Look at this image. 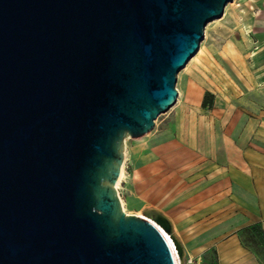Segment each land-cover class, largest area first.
<instances>
[{
    "label": "water",
    "instance_id": "water-1",
    "mask_svg": "<svg viewBox=\"0 0 264 264\" xmlns=\"http://www.w3.org/2000/svg\"><path fill=\"white\" fill-rule=\"evenodd\" d=\"M232 1L0 0V264H176L124 208L126 140L177 103Z\"/></svg>",
    "mask_w": 264,
    "mask_h": 264
},
{
    "label": "crops",
    "instance_id": "crops-1",
    "mask_svg": "<svg viewBox=\"0 0 264 264\" xmlns=\"http://www.w3.org/2000/svg\"><path fill=\"white\" fill-rule=\"evenodd\" d=\"M255 6L241 37L221 40L180 75L177 105L150 143L126 149L143 206L183 176L180 201L158 208L190 264H264V0Z\"/></svg>",
    "mask_w": 264,
    "mask_h": 264
},
{
    "label": "rangeland",
    "instance_id": "rangeland-1",
    "mask_svg": "<svg viewBox=\"0 0 264 264\" xmlns=\"http://www.w3.org/2000/svg\"><path fill=\"white\" fill-rule=\"evenodd\" d=\"M255 2L256 0H234L226 6L222 18L216 19L207 25L205 29V38L201 42L198 52L189 61L186 67L183 68L178 74L177 88H178L180 75L188 71L193 65L197 64L198 61H201L202 57L205 56L208 50L216 51L218 49V45H217L218 42L225 39L231 40L241 37V34H239L241 33L239 26H242V24L248 25L251 22L253 9L254 7H256ZM176 105L177 103L175 104V106H173V108L176 107ZM166 115H167L166 113L160 115L156 119V124L154 129L145 136L140 138H128L126 140V149L128 148L129 151H131L134 148L135 151H141L143 147L148 145L151 139L156 135L157 125H159L161 119ZM213 138L214 141L218 142L219 139L218 135H215ZM202 145L204 146V148L206 147L205 142ZM128 156H129V152H128ZM128 156L126 153L122 175L118 182V188L124 202V208L128 213L138 214V215L145 214L147 216H151L152 218V216L153 217L155 216V211L156 212L160 211L158 208L160 205L167 203H169L170 205L180 201L179 199L181 198L182 193L181 190L178 188H180L181 184L183 183V176L178 175L176 177L177 183L173 184L174 185L172 187L173 190L170 191V193L155 192L154 193L155 196L148 201V204L150 203L152 205L143 206L144 205L143 200L133 195V191H132L133 186L131 180L132 172L128 168L130 162V158ZM161 195H167L168 198H164V197L160 198ZM170 197H174V198H170ZM178 238L180 239L183 245V241L181 240V238L179 236ZM178 257H180V255H178ZM179 262L180 264H190L189 258L186 256V254L184 256V259L182 258V261L179 260Z\"/></svg>",
    "mask_w": 264,
    "mask_h": 264
},
{
    "label": "bare ground",
    "instance_id": "bare-ground-1",
    "mask_svg": "<svg viewBox=\"0 0 264 264\" xmlns=\"http://www.w3.org/2000/svg\"><path fill=\"white\" fill-rule=\"evenodd\" d=\"M142 217H145L146 219L150 220L163 234V236L166 238V240L168 241L172 252L174 254V258L176 261V264H180L179 260L182 261V257H178L179 253H178V247L175 243V240L173 239L172 235L170 233H168L155 219L151 218L150 216H147L145 214H139Z\"/></svg>",
    "mask_w": 264,
    "mask_h": 264
},
{
    "label": "trees",
    "instance_id": "trees-1",
    "mask_svg": "<svg viewBox=\"0 0 264 264\" xmlns=\"http://www.w3.org/2000/svg\"><path fill=\"white\" fill-rule=\"evenodd\" d=\"M204 106H209V107H212L213 106V95L211 93H206V96H205V100H204ZM251 239H253V237L250 235V236H247V238H242V240L245 242V240H249L251 241ZM252 242H255V241H252Z\"/></svg>",
    "mask_w": 264,
    "mask_h": 264
},
{
    "label": "built area",
    "instance_id": "built-area-1",
    "mask_svg": "<svg viewBox=\"0 0 264 264\" xmlns=\"http://www.w3.org/2000/svg\"><path fill=\"white\" fill-rule=\"evenodd\" d=\"M191 261V260H190Z\"/></svg>",
    "mask_w": 264,
    "mask_h": 264
}]
</instances>
